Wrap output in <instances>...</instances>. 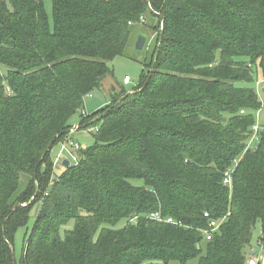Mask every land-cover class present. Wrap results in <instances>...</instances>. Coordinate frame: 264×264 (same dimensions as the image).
<instances>
[{
    "label": "trees",
    "instance_id": "1",
    "mask_svg": "<svg viewBox=\"0 0 264 264\" xmlns=\"http://www.w3.org/2000/svg\"><path fill=\"white\" fill-rule=\"evenodd\" d=\"M50 1L51 18L45 0H0V264H247L264 233V0ZM140 36V86L83 115L96 142L54 177L48 148Z\"/></svg>",
    "mask_w": 264,
    "mask_h": 264
},
{
    "label": "rangeland",
    "instance_id": "2",
    "mask_svg": "<svg viewBox=\"0 0 264 264\" xmlns=\"http://www.w3.org/2000/svg\"><path fill=\"white\" fill-rule=\"evenodd\" d=\"M47 12L51 18L52 16V7L51 1L45 0ZM147 37H151V33L143 32ZM153 41V39H151ZM152 41L149 45L152 44ZM144 57H148L147 49L143 51L132 50L128 57H118L116 58L111 67L113 69V77H109L105 80L104 88L96 89L90 96H87L84 100V107L82 110H79L72 119L73 128H78L77 130L71 132L69 137L65 141H61L56 143L52 149L50 150V157L54 161L58 158L61 161L58 165L54 166V177H59L64 173V166L62 165L63 161L67 160L70 163H74V157H78V151L72 147V142L77 144L80 148H88L95 144L96 139L95 135L98 131L97 127H90L85 129H80V125L83 121V111L86 110L88 115H93L95 112L100 109L110 105L114 98L115 94L112 93L111 87L112 84L115 87H119L124 89V91L128 94H131L135 89H137L142 80L143 75V65L141 60ZM3 73H6V69L1 67ZM126 77L131 79L130 84L127 86L124 85V80ZM108 88V89H107ZM256 90L259 96V100L262 104V107L259 112L254 114L256 126L261 128L264 125V77L261 76L259 82L256 85ZM114 95V96H113ZM97 110V111H96ZM72 130V129H71ZM70 130V131H71ZM66 146V148L63 147ZM54 164V162H53ZM54 180V179H53ZM136 186H142L143 181L140 180H132L131 181ZM39 206L35 207L31 212V219L26 227L20 228L14 238V258L16 261H19L23 250L26 246V233L31 230L35 223V216L38 211ZM73 223L69 225L72 227ZM123 225H121L122 227ZM263 231L262 224L258 222L253 229V238L249 257L255 256L257 260L264 255V246H260L259 242L262 239ZM199 258L190 261L188 264H198ZM248 264V263H247Z\"/></svg>",
    "mask_w": 264,
    "mask_h": 264
},
{
    "label": "built area",
    "instance_id": "3",
    "mask_svg": "<svg viewBox=\"0 0 264 264\" xmlns=\"http://www.w3.org/2000/svg\"><path fill=\"white\" fill-rule=\"evenodd\" d=\"M130 82H131V79L129 77H126L125 80H124V85H129ZM7 92L10 93V90L7 89ZM83 115L84 116H88L85 111H83ZM77 129H79V127L78 128H76V127L73 128L70 131V133L75 131V130H77ZM254 130H255V132L257 134V132L259 131V127L254 126ZM71 144H72V147L75 148L77 151L82 150V148H80L74 142H72ZM63 147L66 148L65 145H63ZM60 161H61L60 158L54 160V166L58 165V163ZM62 165H63V163H62ZM70 165H78V157H74V163H70ZM224 184L226 186L232 187V179H231L230 173L226 174V179L224 181ZM206 217H208V214H206ZM149 218L152 219V220L158 221V222H166V223H170V224H174L175 223V221L172 218H163L162 215L160 213H158V212L151 213L149 215ZM219 225H220V223H217V222H212L210 224V227L212 228V231H205L204 232V234L208 237V239L211 238L212 232L216 231L219 228ZM259 245L260 246H264V233H263L262 239L259 242ZM249 255H251L250 250H249ZM248 264H264V255L261 256V258L259 260H257V258L255 256L249 257L248 258Z\"/></svg>",
    "mask_w": 264,
    "mask_h": 264
},
{
    "label": "water",
    "instance_id": "4",
    "mask_svg": "<svg viewBox=\"0 0 264 264\" xmlns=\"http://www.w3.org/2000/svg\"><path fill=\"white\" fill-rule=\"evenodd\" d=\"M146 42H147V39H146L145 37H143V36H140V37L137 39V42H136V44H135V49H136L137 51H143L144 48H145ZM52 147H53V145H51V146L48 148L47 152H50V150L52 149ZM63 166H64V168H69V167H70V162L67 161V160L63 161ZM15 207H18V204H17Z\"/></svg>",
    "mask_w": 264,
    "mask_h": 264
},
{
    "label": "crops",
    "instance_id": "5",
    "mask_svg": "<svg viewBox=\"0 0 264 264\" xmlns=\"http://www.w3.org/2000/svg\"><path fill=\"white\" fill-rule=\"evenodd\" d=\"M104 84H105V81H104L103 84H102V86H103L102 88H104ZM127 86H128V85H127ZM112 87H115V86H113V84H112ZM112 87H111V88H112ZM116 88H118V87H116ZM107 89H108V88H107ZM84 111H85L86 114L88 115L87 111H86V110H84ZM96 111H97V110H96Z\"/></svg>",
    "mask_w": 264,
    "mask_h": 264
}]
</instances>
